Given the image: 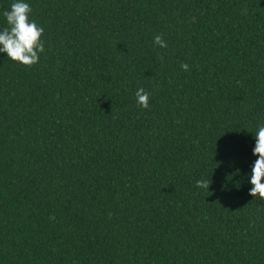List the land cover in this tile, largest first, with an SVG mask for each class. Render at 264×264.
I'll use <instances>...</instances> for the list:
<instances>
[{"label": "trees", "instance_id": "1", "mask_svg": "<svg viewBox=\"0 0 264 264\" xmlns=\"http://www.w3.org/2000/svg\"><path fill=\"white\" fill-rule=\"evenodd\" d=\"M25 2L45 51L0 53V264H264V0Z\"/></svg>", "mask_w": 264, "mask_h": 264}, {"label": "clouds", "instance_id": "2", "mask_svg": "<svg viewBox=\"0 0 264 264\" xmlns=\"http://www.w3.org/2000/svg\"><path fill=\"white\" fill-rule=\"evenodd\" d=\"M32 8L25 0H14L10 10H5L7 27L0 30V53H6L7 58L30 68L39 62L40 53L45 51L42 36L44 28L31 19ZM154 43L161 48H166L167 43L162 35L154 37ZM185 71L189 70L187 63L181 64ZM137 105L143 109L150 107V94L140 87L135 92ZM255 146L253 155L257 157L251 167L250 183L252 187L249 195L264 200V124L258 126L254 133ZM212 179H200L196 186L209 191Z\"/></svg>", "mask_w": 264, "mask_h": 264}]
</instances>
